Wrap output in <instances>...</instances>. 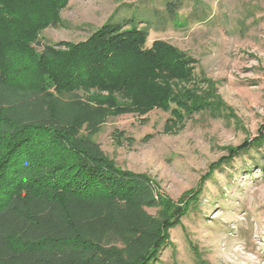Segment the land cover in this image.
<instances>
[{"label":"rangeland","instance_id":"374dc122","mask_svg":"<svg viewBox=\"0 0 264 264\" xmlns=\"http://www.w3.org/2000/svg\"><path fill=\"white\" fill-rule=\"evenodd\" d=\"M56 1L16 0L2 31L0 140L15 126H77L133 188L123 199L39 198L37 167L53 158L36 144L28 191L0 209V264H124L154 242L152 264H264V0ZM123 19L148 29L147 48L183 56L179 90L194 88L205 109L127 114L121 93L57 90L53 60ZM151 78L128 79L127 93L142 96Z\"/></svg>","mask_w":264,"mask_h":264},{"label":"trees","instance_id":"16d2710c","mask_svg":"<svg viewBox=\"0 0 264 264\" xmlns=\"http://www.w3.org/2000/svg\"><path fill=\"white\" fill-rule=\"evenodd\" d=\"M45 1L53 4L57 2ZM16 6V0H0V53L3 48L2 31L5 27L9 31L7 26L17 20ZM35 13L33 16L42 14L40 11ZM18 19L22 21L21 16ZM131 24L124 19L108 23L88 41L75 46L73 51L71 49L65 54L66 57L59 61L53 60L52 80L56 87H60L57 90L99 89L111 95L121 93L131 101L127 114L143 115L152 110L168 112L170 104L186 112L205 109L207 102L197 98L194 88V91L184 88L179 90V82L186 83L189 79V68L183 56L173 50H163L161 43L147 48L148 29H138L135 24ZM145 71L152 75L150 86L143 91L145 94L139 96L136 92L127 93L128 79H141ZM116 110L122 109L118 107ZM170 112L177 113L176 109ZM10 130L4 140H0L1 147L3 144L0 153V209L8 205L12 195L20 198L25 196L20 193L26 189L27 171L32 166L34 152L38 148L36 144L43 147L42 153L46 158H53L49 159L51 165L37 167L42 172L36 184L40 187H34V190H40L39 198L46 195L60 205L65 198L70 197L129 198L133 188H129V174L94 153L88 139L77 136V126L45 128L26 124ZM243 149L239 147L230 151L236 154ZM163 226H159L157 237L162 240L167 238V228ZM49 236L52 238L49 244L59 247L65 244L57 240L55 235ZM158 244L154 242L155 248L151 252V249H147L139 259L124 264H152L159 251L156 250ZM104 259L108 257L105 255Z\"/></svg>","mask_w":264,"mask_h":264}]
</instances>
